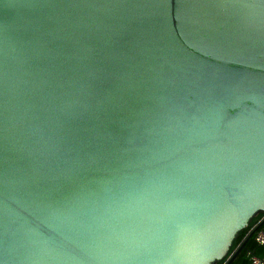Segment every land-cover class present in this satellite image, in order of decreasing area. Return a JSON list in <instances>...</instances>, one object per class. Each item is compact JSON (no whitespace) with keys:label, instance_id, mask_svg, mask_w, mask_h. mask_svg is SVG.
<instances>
[{"label":"water","instance_id":"95a60500","mask_svg":"<svg viewBox=\"0 0 264 264\" xmlns=\"http://www.w3.org/2000/svg\"><path fill=\"white\" fill-rule=\"evenodd\" d=\"M258 213L264 0H0V264H214Z\"/></svg>","mask_w":264,"mask_h":264},{"label":"trees","instance_id":"16d2710c","mask_svg":"<svg viewBox=\"0 0 264 264\" xmlns=\"http://www.w3.org/2000/svg\"><path fill=\"white\" fill-rule=\"evenodd\" d=\"M258 219H255L253 221L251 219L250 222L248 223L247 227L244 228V229H242V230H240L237 233V235L235 236V238L233 240L232 247L236 246L237 244H239L242 241V239L244 238L245 233L247 232V230ZM260 222L258 223V225L260 224ZM260 228L264 229V223L260 226ZM253 236H254V234L249 238V240L246 242L244 248L240 251V253L237 255V257L235 258V260L231 264H250V254H254V255H257V256H259L261 258H264V246H261V245L256 244L255 241H254V237ZM225 259H226V257L223 258L220 261H216L215 263L223 264V262L225 261Z\"/></svg>","mask_w":264,"mask_h":264},{"label":"built area","instance_id":"2783aa9c","mask_svg":"<svg viewBox=\"0 0 264 264\" xmlns=\"http://www.w3.org/2000/svg\"><path fill=\"white\" fill-rule=\"evenodd\" d=\"M264 218V213H261V216L260 218L255 222L253 223L250 228L247 230V232L245 233V236L244 238L242 239V241H244V239L248 236V234L250 232H252V230H254L257 226H258V223L260 221H262V219ZM254 241L256 244L258 245H261V246H264V229L262 228H259L257 229L255 232H254ZM241 241V242H242ZM240 242V243H241ZM237 244L236 246L232 247L230 253H228V257L225 259V261L223 262V264L230 258V256L237 250V248L241 245V244ZM250 264H264V258H261L257 255H254V254H250Z\"/></svg>","mask_w":264,"mask_h":264},{"label":"rangeland","instance_id":"374dc122","mask_svg":"<svg viewBox=\"0 0 264 264\" xmlns=\"http://www.w3.org/2000/svg\"><path fill=\"white\" fill-rule=\"evenodd\" d=\"M260 216H261V213L256 214V215L252 218V221L255 220V219H258ZM252 221H251V222H252ZM231 248H232V245H231L229 251L227 252L226 257L228 256V253L230 252ZM215 264H220V263H215Z\"/></svg>","mask_w":264,"mask_h":264}]
</instances>
